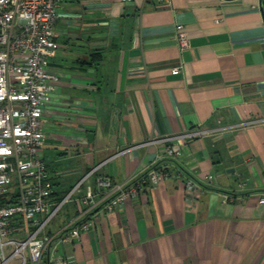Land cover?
<instances>
[{"label": "crops", "instance_id": "crops-1", "mask_svg": "<svg viewBox=\"0 0 264 264\" xmlns=\"http://www.w3.org/2000/svg\"><path fill=\"white\" fill-rule=\"evenodd\" d=\"M54 40L43 155L52 204L72 193L47 231L89 191L110 196L98 178L166 174L118 211L97 207L74 264H264V123L241 126L264 119V0H67Z\"/></svg>", "mask_w": 264, "mask_h": 264}, {"label": "built area", "instance_id": "built-area-1", "mask_svg": "<svg viewBox=\"0 0 264 264\" xmlns=\"http://www.w3.org/2000/svg\"><path fill=\"white\" fill-rule=\"evenodd\" d=\"M66 1L0 0V264H41L45 254L51 264H74L71 248L80 233L89 230L87 218L97 207L108 198L104 208L118 211L142 196L146 184L157 188L166 175L154 167L130 184L112 185L98 178L99 191H111L110 196L96 199L89 191L76 200L78 214L68 225L54 233L47 231L72 193L61 204L51 202L53 188L43 155L42 129L59 82L50 70V59L59 48L54 40L55 24ZM176 41L180 54L190 46L182 25H176ZM179 73V67L171 71L172 75ZM257 123L264 119L241 126ZM204 134L195 130L189 135ZM166 154L178 158L181 152L168 148ZM187 188L193 190L194 184L188 182ZM259 203L264 204V195Z\"/></svg>", "mask_w": 264, "mask_h": 264}, {"label": "trees", "instance_id": "trees-1", "mask_svg": "<svg viewBox=\"0 0 264 264\" xmlns=\"http://www.w3.org/2000/svg\"><path fill=\"white\" fill-rule=\"evenodd\" d=\"M143 176H145V174Z\"/></svg>", "mask_w": 264, "mask_h": 264}]
</instances>
